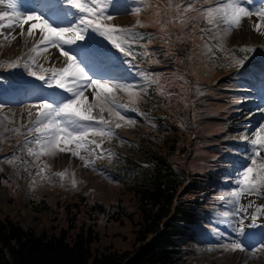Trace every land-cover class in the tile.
Segmentation results:
<instances>
[{"label": "rangeland", "instance_id": "374dc122", "mask_svg": "<svg viewBox=\"0 0 264 264\" xmlns=\"http://www.w3.org/2000/svg\"><path fill=\"white\" fill-rule=\"evenodd\" d=\"M189 2L195 3V0H171V6L169 0H111L108 10H115L108 11V14L114 19L104 23L143 34L142 38L138 35L132 44L135 58L122 56L98 33L89 31L86 34L82 42L93 45V48L86 46L91 54L125 65L120 70V76L125 78L113 81L137 93L134 99L124 91L116 94V102L128 106L127 110L120 109L121 114L134 123L113 119V137H89L97 143L103 139L102 148L113 154L109 157L106 151L101 158V149H96L92 166L85 167L84 162L70 151H57L55 155L41 156L39 160L28 154L27 147L35 145L26 146L25 142L37 134L29 135L27 128L23 127L29 124L26 108L40 103L38 97L44 91L54 95L52 89L55 87L29 76L24 67H0V212L3 215L10 216L22 228H31L37 234H51L64 225L63 207L75 203L78 204V222H90L98 235L96 246L102 249L113 245L120 251L128 249L133 239L132 225L124 213L134 218L137 214L130 188L145 187L150 181L153 166L148 155L153 151L167 158L174 178H182L181 197H185V205H190L188 201L198 200V206L194 207V223H182L179 215L172 217L174 223L185 227L177 264H264V249H261L264 216L258 219L256 227H245V234L237 237L233 227L238 226L240 217L222 215L234 210L235 206L228 203L223 193L237 187V172L242 169L251 148L246 139L237 141L233 137V123L237 121L239 102L244 98L242 91L248 89L250 79L235 70L236 65L230 63V56L235 53L238 58L243 57L245 53L239 49L249 46L256 51L248 54V61L261 57L264 63V36L255 32L252 25L249 29L243 25L222 40L210 39L211 26L199 12L181 14L176 11L175 5L186 6ZM214 3L215 0L212 4L196 3V8H207ZM137 9H140L138 14ZM0 11L8 10L0 7ZM74 19L75 14L71 22ZM28 26L25 25V30ZM19 31L16 28V33ZM33 42L29 38L25 47L24 38L19 36L10 45L0 40L3 44L0 63L27 53ZM219 43L223 44V51L213 47ZM205 45L212 47L213 51L209 52ZM91 54L87 56L91 59L88 64L92 65L94 61L97 65ZM50 60L48 57L45 62L44 57H40V63L46 67L52 65ZM117 74L115 71L116 77ZM99 77L108 79L103 75L93 76ZM31 90L36 92L33 97ZM91 92V89L85 92L89 102L93 100ZM259 95L254 96L255 99ZM9 107L19 108L23 113L3 111ZM261 108L264 105L257 103L245 113L246 119L254 114L261 115L252 130L264 121ZM94 114L98 115V110ZM103 115L109 119L107 111ZM115 123L122 126L115 128ZM16 128L20 133L11 131ZM237 144L241 146L240 152ZM69 147L75 148L74 145ZM88 147L95 148V145ZM238 153L245 159L235 160ZM81 154L86 159H93L88 152L82 151ZM201 166L200 174L209 171L211 178L205 180V176H196ZM41 168H45L43 173ZM61 172L65 173L63 178L55 175ZM192 181H197V191L189 187ZM249 201L264 205V196L241 199L242 204ZM93 203L104 205L106 212L89 213ZM252 211L249 209L248 215ZM112 212L121 220H111L109 214ZM250 223V219L244 220L245 225ZM237 238L248 251L233 252L222 247ZM254 248L261 250L253 252Z\"/></svg>", "mask_w": 264, "mask_h": 264}, {"label": "snow or ice", "instance_id": "6c2138e0", "mask_svg": "<svg viewBox=\"0 0 264 264\" xmlns=\"http://www.w3.org/2000/svg\"><path fill=\"white\" fill-rule=\"evenodd\" d=\"M5 0H0V4H4ZM66 3L70 7L77 10L79 15L68 26H61L53 21L56 13L64 11L63 4ZM196 3L212 4V0H195V3L189 2L186 6L175 5L178 13H187L197 11L204 17L207 24L211 26L209 31L212 32L210 39L222 40L223 37L229 35L232 31L240 29L245 19L251 20L252 17L257 19L252 22L253 30L264 36V0H261L260 6L250 8L246 5H252L254 0H215L213 6L207 8H196ZM111 0H52L46 7L49 9L48 18L44 14L37 11L22 13L18 11L16 0H7V8L11 11H0V40L6 41L9 45L22 37L25 40V47L28 45V39L34 42L28 48L27 53L22 54L15 60L0 63V67L14 69L24 67L31 77L42 81L49 87H55L64 90L68 96H56L53 102H49V96L53 94H40L38 99L40 103L28 105L26 108L29 124L23 125L28 130V134L33 132L37 135L31 141L26 140L28 144H34L35 147H27L29 155L39 160L41 156L55 155L56 152H71L84 162L85 167L92 166L96 158V149H101L100 157L102 158L107 151V155L111 157V151L102 148L103 139L97 143L95 139L89 137L111 138L115 135L111 127L113 119L125 121L127 124L134 123L126 120L120 112V109H127V105L116 102V94L118 91H124L133 99L137 96L131 88L126 85L114 82L111 79L99 77L93 78L90 72L94 70L86 62L85 59H78V51L82 49H73L65 46L77 45L78 41H84L86 34L91 31L98 33L104 37L114 48L119 50L125 56L135 58L132 50V44L137 41L138 35L142 38L143 34L133 33L131 30L122 28L114 24L104 23L111 21L114 16L108 14V8ZM171 6V0H169ZM115 7V5H112ZM140 9H137V14ZM65 16L73 15L64 12ZM35 21V23H29ZM139 23V22H137ZM25 25H29L25 30ZM143 27V25H140ZM19 28V33H16ZM5 30H8L5 32ZM38 30V31H37ZM3 44H0L2 47ZM205 47H208L205 45ZM213 47L224 50L222 43ZM50 48L59 50L62 66L57 67L55 64L46 67L44 63H40V57L43 56L45 62L48 57L44 54L48 53ZM208 51L212 52L213 48L208 47ZM245 55L238 58L235 53L230 56V63L236 66H243L245 61L249 60V55L256 51L255 48L244 46L239 49ZM23 61V63H21ZM86 69H88L86 71ZM42 87V86H41ZM89 89L93 97L89 102L85 92ZM35 109V113L33 110ZM98 110V115L94 111ZM107 111L109 119H105L104 113ZM264 113V108L260 109ZM35 116L34 119L32 117ZM8 120L7 117L4 118ZM11 122V121H9ZM85 122H95L89 124ZM29 125H33L31 127ZM121 123H115V128H120ZM8 131L9 129H5ZM16 133H20V129H11ZM251 146L245 163L241 170H238V178L235 183L237 187L231 191L223 193V197L228 200L229 204L234 205V210L224 212L222 215L240 217L238 226H234L233 230L237 237L243 236L245 227H256L257 221L264 216V205H257L255 201H249L242 204L241 199L245 196H264V121L260 122L253 130L250 136H245ZM74 145L75 148H70ZM89 145H95V148H89ZM82 151L88 152L93 159H86L81 154ZM10 163L12 161H9ZM45 167H47L45 165ZM45 168H41V173ZM55 175L63 178L65 173H56ZM75 183V181H73ZM249 209H252L250 215ZM245 215H241V214ZM245 219H250L251 223L244 224ZM225 250L248 251L245 244L240 239H234L222 246ZM264 249V242L261 244ZM261 249H252L253 252Z\"/></svg>", "mask_w": 264, "mask_h": 264}, {"label": "trees", "instance_id": "16d2710c", "mask_svg": "<svg viewBox=\"0 0 264 264\" xmlns=\"http://www.w3.org/2000/svg\"><path fill=\"white\" fill-rule=\"evenodd\" d=\"M180 149L185 151L183 147ZM148 157L153 166L150 181L145 187L130 188L135 198L136 218L123 212L132 225L130 248L120 251L113 245L102 249L96 246L98 235L90 222H78L75 203L63 207L64 225L51 234H37L31 228H22L0 212V264H177L185 227L174 223L172 217L179 215L182 223H194L198 200L185 205V197H181L182 178L172 176L167 158L153 151H149ZM200 175L205 180L212 176L209 171ZM196 183L192 181L189 185L191 190H198ZM90 212L106 211L104 205L93 203ZM109 218L121 220L113 212Z\"/></svg>", "mask_w": 264, "mask_h": 264}, {"label": "bare ground", "instance_id": "6f19581e", "mask_svg": "<svg viewBox=\"0 0 264 264\" xmlns=\"http://www.w3.org/2000/svg\"><path fill=\"white\" fill-rule=\"evenodd\" d=\"M51 2H52V0H16V3L18 5V11L21 12L22 10L34 9V10L40 11L42 14L45 15L46 18H48V16H49V9L46 6L48 4H50ZM5 3L7 4V0H5ZM260 3H261V0H254V3L252 5H250V6L247 5V6L250 7V8H256V7L260 6ZM122 8L126 9V11L128 10V8L126 6H123ZM71 9H72V7H70L68 4H66V3L63 4V10H71ZM111 10H115V8L114 9H110L108 11H111ZM67 17H69V16H67ZM256 19H257L256 17H252L251 20L246 19V20H244L242 26L244 25V28L247 27L249 29V27H251V25H252V22L255 21ZM68 20L69 19L63 20L61 22V25L64 26L63 24H66ZM74 46L75 45L68 46V47L74 48ZM78 53H81V51H78ZM44 55L49 57L51 59L50 63L55 64L57 67H60L62 65L61 61L63 60V57H60L59 52L57 51V49L50 48L48 50V53H46ZM122 56H123V54H122ZM112 59H114V58L112 57ZM95 60H97V59H95ZM102 60H104V59H102ZM86 62L87 63L91 62V59L88 57L86 59ZM92 62H94V61H92ZM115 63L117 64L116 66H114ZM112 65H113L112 67L111 66H107L109 69H111V71H110L108 69L101 70L100 67H99V63L98 62H97V65H94V63H92L91 67H92V69L94 71L91 72V75L100 76L101 74H104V73L115 74V71H118L122 67V64H120V63H118L116 61L113 62ZM123 68H125V67H123ZM260 76L255 78L257 80H261L262 79V81L258 84V86L253 81H250V82H247L248 89L242 91L243 94H244L243 95L244 98H243V100H241L239 102L241 107H240L239 113L237 115L238 117L236 118L237 121H236V123H233V128H232V130L234 132L233 137L237 141H240V139L244 140L245 136L251 135L253 124H255L257 122V120L261 116V115H258V114H254V115H252L250 117L247 116V118L249 117L248 119L244 118L245 115H246L245 114L246 111L249 110V108L251 106H255V104H257V103H260V104L264 105V98L256 100L255 97H254V96H257L259 91L264 87V71L260 72ZM3 111L4 112H9L10 111V112L19 113V114L23 113L19 108H12V107L11 108L9 107V108H7V109H5ZM0 126H1V120H0ZM237 146H238V151L240 152V149H241L240 147L241 146H239V144H237ZM244 159H245V157L242 154L238 153L237 154V158L235 160H244Z\"/></svg>", "mask_w": 264, "mask_h": 264}]
</instances>
